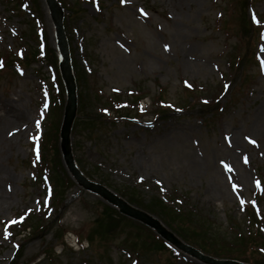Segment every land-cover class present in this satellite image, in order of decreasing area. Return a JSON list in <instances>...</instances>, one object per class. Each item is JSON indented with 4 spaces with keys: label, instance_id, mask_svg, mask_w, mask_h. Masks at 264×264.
Returning <instances> with one entry per match:
<instances>
[{
    "label": "rangeland",
    "instance_id": "1",
    "mask_svg": "<svg viewBox=\"0 0 264 264\" xmlns=\"http://www.w3.org/2000/svg\"><path fill=\"white\" fill-rule=\"evenodd\" d=\"M69 1L74 66L92 72L82 74L78 85L79 123L71 132L82 172L112 190L134 186L144 202L187 192L226 233L227 220L242 222L248 207L264 220V0H248L250 28L242 16L247 0ZM38 2L52 49L54 29L43 0ZM32 15L27 3L0 0V57L34 47ZM50 74L39 62H0V128L11 108L25 115L23 134L0 149V190L7 194L0 207V264L13 258L16 264H160L168 253L130 249L125 232L96 253L79 250L74 234H86L103 201L95 194L74 185L59 208L50 207L46 171L37 166ZM131 93L145 97L134 117L112 110L105 124L84 127L85 116H96L92 112L105 97L131 100ZM208 99L209 105L201 103ZM159 100L168 110L157 107ZM156 185L159 193L151 189ZM22 211L43 213L54 225L17 235L7 227ZM47 247L49 260L43 259ZM178 252L175 263L166 264H201Z\"/></svg>",
    "mask_w": 264,
    "mask_h": 264
},
{
    "label": "trees",
    "instance_id": "2",
    "mask_svg": "<svg viewBox=\"0 0 264 264\" xmlns=\"http://www.w3.org/2000/svg\"><path fill=\"white\" fill-rule=\"evenodd\" d=\"M21 1L23 0H16L18 4ZM29 1L32 3L33 7L36 8L35 13L37 18L39 19L40 14L38 10V1ZM59 1L63 5V7L67 9L69 7L67 4L71 3L69 0ZM243 4L244 7L242 16L245 25L248 24L249 26V20L245 11L246 3L243 2ZM33 33L34 36L39 39L38 42H44V47L42 49L43 56H40L41 52L38 48L29 47V50L25 52L24 60L28 64L33 60L45 57L44 59L48 63H50L51 67L55 71L57 82V92L55 97L57 104L55 102L54 108L51 112V116L53 118L51 120L52 125L49 132L47 133L48 137L45 141L47 143V146H49L47 150L53 166L61 167L57 141L60 115L62 111V104L64 102L63 89L57 72L56 57L54 51L47 46L45 33L43 31L37 33L34 31V29L32 31V34ZM75 69L76 79L78 83L81 84V81L83 83L84 80V76L82 74L87 73L84 70L80 72L77 69V66H75ZM118 99L119 98H116V100H114V104L112 103V99H107L102 103L101 108H99L98 106L92 113L96 114V116H100L103 108H107V106H109L110 108H114L115 104L122 105L121 102L118 101ZM117 111L122 114H129L128 105L124 104L118 107ZM96 116L91 117L86 115V120L83 121V123L90 124L93 122H97L99 119H96ZM54 179L56 193L60 198V196L63 195L64 191L72 185V182L64 173L55 176ZM121 195H123L129 202L160 217L163 222H165V224L170 227L177 235H179L185 242L196 246L206 254H210L219 258L239 259L242 261L250 262L252 264H264V253H262L260 249L262 247V244L264 246V238L260 234L259 230H256L254 232L247 230V232H245L239 225H233L230 228V233L227 234L226 232L222 231L221 228L218 227L210 217H207V215H205L201 211L193 208L192 205L189 204V200L186 194H178V196L177 194H170V196H168L170 203H164L157 196H152L148 202H144V199L140 200L141 194L134 188H129L121 191ZM251 216L254 220L255 217L253 213H251ZM127 221L128 220L119 215L114 209L109 206L103 205L101 212L94 220L93 225L91 226L87 234L86 239L89 245H94L96 243L98 245H104L106 242H109L110 239H112V237L115 235L117 229L121 226L122 222L124 223V225H127ZM128 222L130 223V221ZM129 225H131V223ZM253 225H255V222L250 220L248 222V226L250 227L249 229H251ZM23 226L29 227L33 233H35V231H38L39 229L44 228L43 221L40 219H35V217L31 215L25 216ZM132 226L136 228L135 236H129V238L131 239L130 246L133 249H137L136 247H139V249H143L144 251L150 250L151 252H169L170 249L168 248V246L161 239L156 237L151 231H149L148 229H144L142 226Z\"/></svg>",
    "mask_w": 264,
    "mask_h": 264
},
{
    "label": "water",
    "instance_id": "3",
    "mask_svg": "<svg viewBox=\"0 0 264 264\" xmlns=\"http://www.w3.org/2000/svg\"><path fill=\"white\" fill-rule=\"evenodd\" d=\"M45 2L48 6L50 16L55 27L57 45L62 58L60 63V71L65 84L66 103L64 106L63 121L60 128L59 145L64 164L66 165L71 175L83 188L100 195L106 201L118 207L121 213L137 219L142 223L148 225L149 227L154 228L156 232L160 234L164 239L170 241L171 243H174L180 249L202 260L203 262L210 264H245L232 260H216L201 254L193 247L180 242L171 232L167 231L157 219L153 218L151 215L147 214L144 211L130 206L126 201L115 195L106 187L88 180L81 174L74 163L70 145V130L76 114L77 98L74 75L72 73L70 65L68 43L63 28V11L57 0H45Z\"/></svg>",
    "mask_w": 264,
    "mask_h": 264
},
{
    "label": "bare ground",
    "instance_id": "4",
    "mask_svg": "<svg viewBox=\"0 0 264 264\" xmlns=\"http://www.w3.org/2000/svg\"><path fill=\"white\" fill-rule=\"evenodd\" d=\"M50 39L54 45L52 35H50ZM8 112H10V115L6 117L7 119L5 122L2 121L3 125L2 128H0V130L2 129V131L0 132V149H3L6 145H9L11 136L14 135V137H20V135L23 134V131L25 129L24 124L22 123V120L25 119V115L20 110L14 108H11ZM12 123L14 124V127L10 126V124ZM235 150L237 151L238 149L235 147ZM231 156H234V154H232ZM6 196L7 194L3 190H0V207L3 201L6 199Z\"/></svg>",
    "mask_w": 264,
    "mask_h": 264
},
{
    "label": "snow or ice",
    "instance_id": "5",
    "mask_svg": "<svg viewBox=\"0 0 264 264\" xmlns=\"http://www.w3.org/2000/svg\"><path fill=\"white\" fill-rule=\"evenodd\" d=\"M166 50H167V46H165Z\"/></svg>",
    "mask_w": 264,
    "mask_h": 264
}]
</instances>
